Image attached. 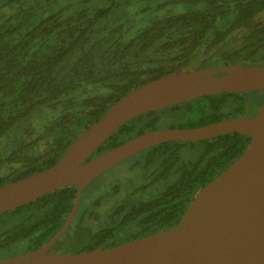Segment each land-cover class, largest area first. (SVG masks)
<instances>
[{
  "label": "trees",
  "instance_id": "trees-1",
  "mask_svg": "<svg viewBox=\"0 0 264 264\" xmlns=\"http://www.w3.org/2000/svg\"><path fill=\"white\" fill-rule=\"evenodd\" d=\"M88 2L0 0V155L15 156L0 162L17 163L0 167V185L51 167L117 100L183 68L179 63L190 49L170 38L178 31L167 28L228 25L217 20L232 19L211 11L264 10V0H187L188 11L200 13L156 15L134 34L126 9L113 10L114 0L92 8ZM256 46L255 58H263L264 39ZM149 115L123 125L90 158L154 128ZM211 180L191 186L186 200ZM76 189L0 214V257L47 242L64 223ZM168 226L147 224L143 231Z\"/></svg>",
  "mask_w": 264,
  "mask_h": 264
},
{
  "label": "water",
  "instance_id": "water-1",
  "mask_svg": "<svg viewBox=\"0 0 264 264\" xmlns=\"http://www.w3.org/2000/svg\"><path fill=\"white\" fill-rule=\"evenodd\" d=\"M217 73L223 75L217 77ZM256 89H264V65L176 70L131 90L84 130L51 167L0 186V214L55 190L78 187L65 225L48 243L27 254L0 259V264H264V114L199 128L147 131L90 158L113 133L143 114L203 95ZM233 132L249 136V146L223 175L194 195L176 225L109 248L79 254L51 250L74 218L82 191L108 169L158 144Z\"/></svg>",
  "mask_w": 264,
  "mask_h": 264
},
{
  "label": "flooded vegetation",
  "instance_id": "flooded-vegetation-1",
  "mask_svg": "<svg viewBox=\"0 0 264 264\" xmlns=\"http://www.w3.org/2000/svg\"><path fill=\"white\" fill-rule=\"evenodd\" d=\"M209 14L228 15L232 19L217 20L229 23L228 25H185L167 28L178 31V35L170 38L183 41L184 47L190 49L182 56V61L179 63L183 64V68L174 71L194 70L198 67L208 70L236 64L264 65V57L255 58L257 41L264 39V10H223L211 11ZM249 16L251 18H245ZM209 21L212 23V17ZM222 75L217 73L215 76ZM148 113L150 114L148 118L154 122V128L149 131L166 128H199L225 120L256 118L264 114V89L203 95ZM250 142L249 136L233 132L205 140L170 141L158 144L123 160L107 171L130 161L133 163L129 171L122 169L114 174L109 181L99 186L98 191L90 199H85L87 190L107 171L82 191L74 218L65 233L52 245L51 250L56 254H79L96 248L113 247L176 225L189 208L194 195L210 181L199 187L189 201L185 198L186 190L189 191L195 184H201V179L213 180L223 175L245 152ZM13 157L15 156L0 155V160ZM15 165L17 163L0 162L1 168ZM134 173L139 174V180L137 179L136 182L132 179ZM188 180L194 183L190 184ZM77 191L78 187L61 228L38 249L63 228L74 207ZM48 194L35 201L42 200ZM147 224L170 226L145 233L143 228ZM77 231H81L79 237L76 236ZM123 234H126L125 239L121 238ZM29 252L12 253L0 259Z\"/></svg>",
  "mask_w": 264,
  "mask_h": 264
},
{
  "label": "rangeland",
  "instance_id": "rangeland-1",
  "mask_svg": "<svg viewBox=\"0 0 264 264\" xmlns=\"http://www.w3.org/2000/svg\"><path fill=\"white\" fill-rule=\"evenodd\" d=\"M70 1V0H64ZM88 7L92 8L93 6H97V2H104L105 0H88ZM116 9L114 11L122 10L121 8L124 7L127 13L128 19L131 21V33H137L139 30L143 29L144 26L147 24L148 18H152L156 15L165 16V15H174V14H183L188 11V3L187 0H114ZM122 1V2H121ZM80 6V5H78ZM42 118V117H41ZM39 116H37V120L39 122L42 120ZM133 162H125L119 167L107 171L103 177L97 179L95 183L89 187L86 192L85 199H90L95 193L98 191L100 185H103L104 182L109 181L110 178L114 176V174L120 172L122 169H126L129 171L130 166ZM123 166V167H122ZM139 174L134 173L132 175V179L134 182L138 179ZM139 180V179H138ZM88 188V187H87ZM78 232V231H77ZM81 231L77 233V237H79ZM74 236L71 235L72 238ZM122 239L126 238V234L121 236Z\"/></svg>",
  "mask_w": 264,
  "mask_h": 264
}]
</instances>
